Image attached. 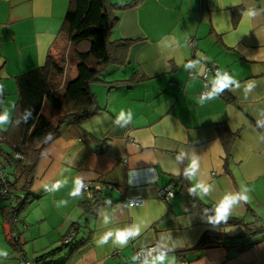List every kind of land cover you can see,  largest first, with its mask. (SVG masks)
<instances>
[{
	"label": "crops",
	"instance_id": "1",
	"mask_svg": "<svg viewBox=\"0 0 264 264\" xmlns=\"http://www.w3.org/2000/svg\"><path fill=\"white\" fill-rule=\"evenodd\" d=\"M69 1L0 0L2 112L9 114L1 129L18 101L16 77L44 64ZM108 2L117 17L109 39L128 45L115 48L101 81L90 85L99 109L61 126L36 159L33 200L19 213L11 236L1 209L7 202H0V248L8 251L0 264L21 259L10 237L33 261L60 246L71 230L79 242L39 264H135V250L151 245L159 249L149 264L160 251L167 253L164 264H264L260 235L249 246L233 241L241 225L210 222L174 185L179 177L191 188L210 185L206 197L194 193L214 207L224 195L247 188L248 201L230 216L264 225V0ZM249 10L256 14L246 16ZM211 62L236 82L199 104L200 74ZM216 74L208 76L210 91ZM74 75L67 71L60 88ZM122 109L133 113L126 127L115 123ZM193 157L199 169L190 179L184 169ZM77 180L89 182L91 192L70 195ZM169 184L174 195L167 202L157 193ZM94 193L104 200L85 211L82 203ZM126 198L145 202L128 206ZM136 227L138 234L123 246L111 237L98 243L106 232ZM212 230L221 240L201 244Z\"/></svg>",
	"mask_w": 264,
	"mask_h": 264
},
{
	"label": "trees",
	"instance_id": "2",
	"mask_svg": "<svg viewBox=\"0 0 264 264\" xmlns=\"http://www.w3.org/2000/svg\"><path fill=\"white\" fill-rule=\"evenodd\" d=\"M115 7L108 0H70L57 40L48 52L44 64L16 77L18 101L14 105L9 125L6 129L0 128V172L7 187L5 193L0 192V201L7 202L1 209L4 220L11 227L10 236L14 232L19 213L33 200L29 190L34 165L44 147L59 132L61 126L68 122L79 123L99 109L90 85L101 81L103 71L115 59V48L121 49L128 45L125 40L109 39L117 19ZM71 70L75 72L74 77L60 88L61 79ZM0 88H3V94L0 95L2 112L6 92L1 75ZM46 103L52 112L49 110V113H45ZM175 183L180 186L190 207L199 208L209 217L215 215V207L202 203L194 192L189 191L191 187L183 178H177L174 185ZM102 200L104 199L100 194L94 193L82 203V207L89 211ZM219 223L241 225L242 231L233 241H241L244 246L254 243L253 238L258 235L264 240V225L256 218L247 222L242 218L229 216L227 221ZM70 233L72 230L68 234L72 239L73 234ZM68 235L63 237L60 246L39 255L32 264L51 260L63 251L71 241L70 239L67 244L64 243ZM219 240V234L213 230L207 231L201 238V244L213 245ZM229 240L228 238L226 241ZM10 241L20 251L21 258H25L18 239L10 237Z\"/></svg>",
	"mask_w": 264,
	"mask_h": 264
},
{
	"label": "clouds",
	"instance_id": "3",
	"mask_svg": "<svg viewBox=\"0 0 264 264\" xmlns=\"http://www.w3.org/2000/svg\"><path fill=\"white\" fill-rule=\"evenodd\" d=\"M256 13L252 10H249L245 15L246 16H254ZM187 67V65H186ZM235 77L229 72L224 71L220 72L218 71L215 78L213 79V89L210 91L207 96L208 98H214L216 93L220 90L224 89L225 87H228L231 83H235ZM251 87V85H249ZM3 94V88H0V95ZM197 103L203 104L204 99H198ZM133 119V113L129 109L127 111L121 110L116 118L115 123L119 124L121 127H126L128 123H130ZM9 121V114L7 112H0V128H3L7 125ZM123 121V123H121ZM182 154L177 156V159H181ZM199 169V160L195 157L190 159L188 166L184 169V175L188 178H192L196 175L197 170ZM82 183L80 180H77L75 182V188L72 190L70 195L72 196H78L81 193ZM190 192H195L198 195H200L202 198L206 197L207 194L211 191V186L204 184V183H196L191 189H189ZM249 199L248 196V189L243 188V190L239 193L234 194H226L224 195L215 205V215L209 217V221L212 223H219L221 221H227L229 218L232 209L234 206L238 205L240 201L247 202ZM139 228H126V229H120L116 230L115 232L109 231L106 232L98 241L99 244L107 243L108 239L111 237L114 239V242L123 246L127 243L129 237L134 236L138 234ZM8 251L0 248V258L7 257ZM167 258V253L165 251H160L158 255H156L151 264H164V261ZM135 259V257H133ZM144 264H149L147 260H145Z\"/></svg>",
	"mask_w": 264,
	"mask_h": 264
},
{
	"label": "built area",
	"instance_id": "4",
	"mask_svg": "<svg viewBox=\"0 0 264 264\" xmlns=\"http://www.w3.org/2000/svg\"><path fill=\"white\" fill-rule=\"evenodd\" d=\"M218 71H219V68H218L217 63L215 62L207 63L204 65L202 72L200 74V78L203 82V89L199 93L200 98H203V99L208 98L207 94L210 92L208 82H207L208 76L212 73L216 74ZM190 75H193V73L190 72ZM130 141L133 142L132 139H130ZM101 150H102L101 148H97V151H101ZM1 175L2 173L0 172V183H1L0 192L5 193L7 190V187L6 185H4V180L1 179L2 178ZM81 183H82L81 192L83 193L91 192L92 186L89 182L81 181ZM106 187L111 188L112 186L110 185ZM157 194L160 199L169 202L170 199L174 195L173 185L169 184L168 186L159 189ZM125 202L128 206H139V205H143L145 201L142 198H133V199L126 198ZM70 239H71L70 236L66 237L64 239V243L67 244ZM158 249L159 248L157 245H151V246H147V247L139 248L135 250L134 252L135 264H144L145 260L149 261L154 256V254L158 251ZM19 264H32V261L27 258H21L19 261Z\"/></svg>",
	"mask_w": 264,
	"mask_h": 264
},
{
	"label": "rangeland",
	"instance_id": "5",
	"mask_svg": "<svg viewBox=\"0 0 264 264\" xmlns=\"http://www.w3.org/2000/svg\"><path fill=\"white\" fill-rule=\"evenodd\" d=\"M68 80H70V78H69V76L67 77V81ZM51 109V107H49V105L46 103V105H45V107H44V111H45V113H49L48 111ZM51 111V110H50ZM52 112V111H51ZM7 128V127H6ZM5 128V129H6ZM0 202H3L4 203V201H0ZM79 231H80V233H83V231H82V229L80 228L79 229ZM79 237H81V236H79ZM79 242V240H77V239H72V241H71V243L68 245V246H66V247H64V250L66 251V253L73 247V246H75L76 245V243H78ZM131 264H132V262H131Z\"/></svg>",
	"mask_w": 264,
	"mask_h": 264
}]
</instances>
